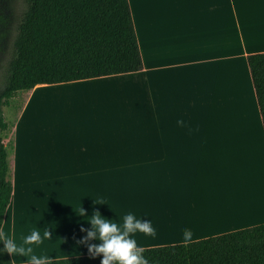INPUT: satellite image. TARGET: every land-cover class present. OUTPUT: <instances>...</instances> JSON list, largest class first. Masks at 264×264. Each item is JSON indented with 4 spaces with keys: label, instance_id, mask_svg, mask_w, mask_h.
Instances as JSON below:
<instances>
[{
    "label": "crops",
    "instance_id": "1",
    "mask_svg": "<svg viewBox=\"0 0 264 264\" xmlns=\"http://www.w3.org/2000/svg\"><path fill=\"white\" fill-rule=\"evenodd\" d=\"M129 3L142 70L37 85L19 111L1 228L15 264L90 255L80 207L121 227L128 212L150 220L155 237L134 235L142 248L184 243V228L196 241L264 223V183L246 169L242 178L230 151L248 138L242 88L255 95L250 121L262 122L247 57L264 52V0ZM38 89L81 92L106 121L69 126L79 150H37L28 111ZM34 231L41 239L25 243Z\"/></svg>",
    "mask_w": 264,
    "mask_h": 264
},
{
    "label": "trees",
    "instance_id": "2",
    "mask_svg": "<svg viewBox=\"0 0 264 264\" xmlns=\"http://www.w3.org/2000/svg\"><path fill=\"white\" fill-rule=\"evenodd\" d=\"M14 0H0V32ZM264 128V52L247 57ZM143 60L129 0H25L16 22L8 75L0 88V264H15L1 228L13 193L4 108L20 91L140 71ZM148 264H264V223L205 239L143 248ZM102 254L37 261L100 264ZM32 264V262L22 263Z\"/></svg>",
    "mask_w": 264,
    "mask_h": 264
},
{
    "label": "rangeland",
    "instance_id": "3",
    "mask_svg": "<svg viewBox=\"0 0 264 264\" xmlns=\"http://www.w3.org/2000/svg\"><path fill=\"white\" fill-rule=\"evenodd\" d=\"M13 6L14 10L9 23L0 32V88L3 87L8 75V62L13 54L16 22L25 7V0H14ZM79 93L78 91L68 93L64 89L37 90V94L32 99L28 111L29 115L34 118L36 125L39 126L36 137L41 139H37L41 144L37 145L39 146L37 150H79L81 149L79 134L72 130L70 133L69 126L75 125V128H77V126L85 123L106 121V112L104 110L87 111L85 109L86 104L96 105L93 102L90 104L84 96H79ZM27 94L28 91L18 92L11 100V105L4 108L5 117L10 124V128L8 131L3 132L2 136L5 146L11 152L14 149V134L12 130L19 111L26 101ZM252 95V90L248 86L245 90L242 88V112H247V118L244 115L242 118L245 120L243 122L247 123V126L249 125L248 138L246 137V142L242 140V143H230V151L233 148L239 152L240 163L242 164V178L246 169V173L252 171L257 176V179L260 178L264 183V130L262 129L261 119H259L260 121H250L252 119L250 110V107H252V104L250 105ZM253 96L255 98V95ZM99 103L102 104L101 102ZM34 128L37 129V127ZM8 159L11 166V157L9 156ZM3 233H6V228H4Z\"/></svg>",
    "mask_w": 264,
    "mask_h": 264
},
{
    "label": "clouds",
    "instance_id": "4",
    "mask_svg": "<svg viewBox=\"0 0 264 264\" xmlns=\"http://www.w3.org/2000/svg\"><path fill=\"white\" fill-rule=\"evenodd\" d=\"M178 123H183V120H179ZM95 203L105 202L99 201ZM75 212L82 218L88 217L85 220L91 225L88 229L81 227V231L86 232V235L81 237L79 243L87 245L88 253L93 258L102 254L100 264H148L147 259L143 255L144 249L137 243L134 235L140 232L145 236L155 237L157 231L150 220L142 219V217L138 218L134 213L128 212L123 217V225L121 227L102 216L98 210L91 215H86L85 209L80 207ZM44 236L51 237L48 229L45 230ZM40 239L39 233L34 231L25 237V243L37 242ZM192 240V230L184 228L182 241L190 243ZM89 241H97V243H90ZM5 247L8 252L12 253L8 242H6ZM2 251L4 249H0V252ZM18 251L22 254L23 249L21 248ZM32 264H38V262L34 260Z\"/></svg>",
    "mask_w": 264,
    "mask_h": 264
}]
</instances>
